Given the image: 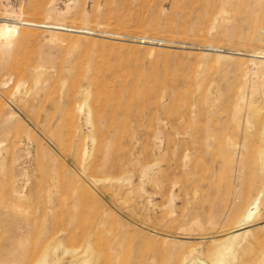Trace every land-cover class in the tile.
I'll list each match as a JSON object with an SVG mask.
<instances>
[{"label": "rangeland", "instance_id": "rangeland-1", "mask_svg": "<svg viewBox=\"0 0 264 264\" xmlns=\"http://www.w3.org/2000/svg\"><path fill=\"white\" fill-rule=\"evenodd\" d=\"M3 27L0 264H209L256 202L223 264H264V0H0Z\"/></svg>", "mask_w": 264, "mask_h": 264}, {"label": "bare ground", "instance_id": "bare-ground-1", "mask_svg": "<svg viewBox=\"0 0 264 264\" xmlns=\"http://www.w3.org/2000/svg\"><path fill=\"white\" fill-rule=\"evenodd\" d=\"M33 1V0H32ZM35 2V1H34ZM49 2V1H48ZM48 2H47V5H48ZM50 3V2H49ZM36 4V3H35ZM46 6V5H45ZM44 9H45V7H44ZM39 11H40V9H39ZM9 27V26H8ZM4 28V27H3ZM5 28H6V26H5ZM5 28L4 29H2V28H0V36H3L6 32H8V33H10V32H13L14 31V29L13 30H9V31H6L5 30ZM12 29V28H11ZM12 34V33H11ZM31 72V71H30ZM33 72V71H32ZM37 72V71H36ZM38 73V72H37ZM30 74V73H29ZM39 74V73H38ZM38 74H35V76L34 77H36V75H38ZM32 78H33V76H31ZM37 78V77H36ZM36 78L34 79V80H36ZM33 80V79H32ZM38 80V79H37ZM37 82H39V80L37 81ZM34 83H36L35 81H34ZM201 116V115H200ZM199 116V117H200ZM206 116V115H205ZM202 117H203V115H202ZM201 117V118H202ZM187 118H189V117H187ZM191 118H192V116H191ZM235 118V117H234ZM233 118V119H234ZM180 119V118H179ZM178 119V117H176V119H174V120H179ZM207 119V118H206ZM186 121V120H185ZM188 122V121H187ZM201 122V121H200ZM223 122V121H222ZM235 122V121H234ZM247 122V121H246ZM175 123H176V121H175ZM179 123V122H178ZM185 123V122H184ZM183 122H182V124H184ZM190 122H188V124H189ZM191 123H193V122H191ZM237 123H239L238 121H237ZM174 124V123H173ZM181 124V125H182ZM188 124H184V125H188ZM204 124H206V123H204ZM168 125V124H167ZM175 126V125H174ZM180 126V125H179ZM190 126H192V125H190ZM198 126V125H197ZM243 126V125H242ZM176 128H177V126H175ZM182 126H180L179 128H177L178 130L181 128ZM185 127V126H184ZM189 127V126H188ZM202 127H203V125H202ZM204 127H205V125H204ZM221 127V126H220ZM176 128H173L174 130L176 129ZM190 128V127H189ZM188 128V129H189ZM207 128H208V125H207ZM184 129V128H183ZM182 129V130H183ZM186 129H187V127H186ZM186 129H184L182 132L184 133V131L186 130ZM187 129V130H188ZM191 129V128H190ZM199 129V128H198ZM203 129V128H202ZM177 130V131H178ZM200 131H201V128L199 129ZM204 130V129H203ZM203 130H202V133L201 134H204L203 133ZM218 130H220V129H218ZM243 130V129H242ZM261 130H262V135H263V138H264V125L262 126V128H261ZM261 130H260V132H261ZM173 131V130H172ZM181 131V130H180ZM180 131H178L177 132V134H180L181 132ZM200 131H199V133H200ZM213 131V130H212ZM238 131H239V129H238ZM165 132V131H164ZM196 132H198L197 130H196ZM206 132H208V131H206ZM183 133H181V135H183ZM209 133H211L210 132V130H209ZM186 134V133H185ZM196 133H194V134H192L193 135V139H195L194 137V135H195ZM206 134V133H205ZM204 134V135H205ZM209 135V134H208ZM207 135V136H208ZM178 136V135H177ZM176 136V137H177ZM185 136V135H184ZM196 136H199L198 135V133L196 134ZM165 137V136H164ZM179 137V141L178 142H180V140L181 141H183L182 140V136H178ZM205 137V136H204ZM226 137V136H225ZM168 138V137H167ZM173 139H174V136H173ZM173 139H171V137H170V140H173ZM177 139V138H176ZM184 139H187V137H184ZM192 139V138H191ZM224 139V138H223ZM165 140V139H164ZM175 140V139H174ZM221 140V139H220ZM191 141V140H190ZM194 141V140H193ZM196 141V140H195ZM168 142V141H167ZM170 142V141H169ZM178 142H177V144H176V146L178 147ZM184 142H186V140H184L183 141V143L182 144H185ZM217 142V141H216ZM222 142V141H221ZM228 142V141H227ZM264 142V141H263ZM172 142H170V144H171ZM174 143H176V142H174ZM191 143V142H190ZM190 143L188 142V143H186L185 145H189L190 146ZM243 143V142H242ZM261 143V142H260ZM182 144H181V152H182V150H184V148L182 149V147L183 146H185V145H183L182 146ZM218 144V143H217ZM262 145V144H261ZM260 145V146H261ZM169 146V145H168ZM238 146V145H237ZM262 146H264V145H262ZM261 146V147H262ZM186 147V146H185ZM192 147H195L194 145L192 146ZM213 147V146H212ZM170 148V147H169ZM190 147H188V149H189ZM205 148H207V146L205 147ZM185 149H187V148H185ZM193 149V148H192ZM203 149H204V147H203ZM236 149V148H235ZM188 151V150H187ZM194 151V150H193ZM192 151V152H193ZM180 152V153H181ZM184 152V151H183ZM187 154V153H186ZM203 154V153H202ZM259 154H260V152H259ZM182 155V156H181ZM183 155H185V152H184V154H180V160H181V157H183ZM261 155H262V153H261ZM179 157V156H178ZM184 158H185V156H184ZM183 159V158H182ZM177 160H179V159H177ZM148 170H149V168L148 167H145L144 169H143V171L147 174L148 173ZM96 182H97V180H95ZM256 199H254L253 201H255ZM256 202V201H255ZM253 203V202H252ZM255 204V203H254ZM254 204H252L253 206H254ZM256 204H257V202H256ZM256 204H255V206H256ZM252 206V207H253ZM252 207H250V208H248L247 209V211L245 212V214L244 215H242V219L239 221V223L237 224V226L235 227V228H233V231H231L230 233H228L227 234V236L219 243V246H218V248L216 249V251L214 252V254H213V257L211 258L212 260L210 261V263L209 264H223V262L224 261H226V258H225V255L227 254L228 255V253H226L225 254V252L227 251V250H229L230 249V247L231 246H233L232 244L235 242V240L237 239V238H239L242 234H245L247 231H248V229H247V227L249 226V222L251 221V219H252V214H253V212H252ZM257 207V206H256ZM255 207V208H256ZM252 222V221H251ZM242 236H244V235H242ZM91 239V238H90ZM100 240V239H99ZM240 240H241V238H240ZM102 241V240H101ZM99 242V241H98ZM88 243H89V241H88ZM91 243V242H90ZM92 243H94V242H92ZM100 244V243H99ZM91 245V244H90ZM240 245V244H239ZM92 246V245H91ZM97 247H98V243H97ZM96 247V248H97ZM92 248H93V246H92ZM96 248H94V249H96ZM101 248V247H100ZM93 249V251H95V252H97V249L96 250H94ZM99 249V248H98ZM197 249V248H196ZM231 249H232V247H231ZM90 250H92V249H90ZM89 250V251H90ZM92 251V252H93ZM100 252H101V250H99ZM230 251V250H229ZM87 252V251H86ZM91 252V253H92ZM231 252V251H230ZM46 253V252H45ZM89 253V252H88ZM99 253V252H98ZM102 253V252H101ZM90 254V253H89ZM95 254V253H94ZM94 254H93V256H94ZM88 255V254H87ZM91 255V254H90ZM99 255H100V253H99ZM226 255V256H227ZM230 255V254H229ZM43 256V255H42ZM45 257H47V255H44ZM92 256V257H93ZM92 257L90 258V260L89 261H92L91 259H92ZM100 257V256H99ZM95 258V257H94ZM101 258V257H100ZM100 258H98L97 260L96 259H94L95 260V262H98V261H100ZM199 258V257H198ZM44 259V258H43ZM88 258H86V260H87ZM225 259V260H224ZM183 260V259H182ZM40 261V260H39ZM42 261H46L45 259L44 260H41L39 263H37V264H43V262ZM83 261H85V259L83 260ZM83 261H82V263L80 262L79 264H88V263H86V261H85V263H83ZM88 261V260H87ZM184 261V260H183ZM95 262H93L92 261V263H95ZM99 263V262H98ZM202 263V262H201ZM52 264H55V261H52ZM96 264V263H95ZM189 264V263H188ZM203 264V263H202Z\"/></svg>", "mask_w": 264, "mask_h": 264}]
</instances>
